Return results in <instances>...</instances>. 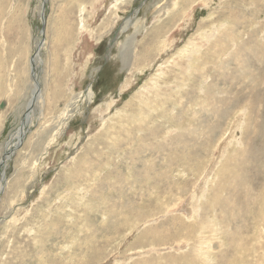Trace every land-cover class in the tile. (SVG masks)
<instances>
[{"label": "rangeland", "instance_id": "374dc122", "mask_svg": "<svg viewBox=\"0 0 264 264\" xmlns=\"http://www.w3.org/2000/svg\"><path fill=\"white\" fill-rule=\"evenodd\" d=\"M39 45L0 264H264V0H0V161Z\"/></svg>", "mask_w": 264, "mask_h": 264}, {"label": "bare ground", "instance_id": "6f19581e", "mask_svg": "<svg viewBox=\"0 0 264 264\" xmlns=\"http://www.w3.org/2000/svg\"><path fill=\"white\" fill-rule=\"evenodd\" d=\"M42 1V3H45V0L43 1V0H41ZM119 4V3H118ZM42 6H43V4H42ZM42 6H41V10L40 11H42ZM114 9H115V7H114ZM104 20V19H103ZM124 26H126V25H124ZM123 28V27H122ZM229 36H231V35H229ZM81 43V42H80ZM43 45V44H42ZM40 47L42 48V46L41 45H39V47H37V50H36V52H34V54L30 57V59H29V69H28V75H29V80L31 81V96H30V99L28 100V102H27V105H26V112H25V114H24V116H23V119H22V121H21V127H20V129H19V131H17L14 135H12V137H11V139L9 140V142L7 143V146H6V148H5V151H4V155H3V157H2V159H1V161H0V182L1 181H3L4 179H3V176H4V172H5V169H6V166H7V164H8V161L9 160H11L12 159V156H13V154L15 153V151H16V149H17V147H19V146H21V143L22 142H24L25 141V136H26V134H27V132H28V128H29V126H31L30 124H31V113H32V108H33V105L36 103V101H37V99H39L40 98V85H39V81H38V76H37V73H36V68H37V64L39 63L38 62V50L40 49ZM197 50V49H196ZM195 51V50H194ZM125 55V54H124ZM128 59V58H127ZM38 62V63H37ZM41 63V62H40ZM79 66V65H78ZM38 72H39V70H38ZM225 76V75H224ZM229 80V79H228ZM210 85V84H209ZM157 86V85H156ZM207 87V86H206ZM30 88V87H29ZM211 88V87H210ZM215 88V87H214ZM213 89V88H212ZM89 90H90V88L81 96V98H82V101H84V103H91V98H92V96H91V94H90V92H89ZM207 90V89H206ZM193 92V91H192ZM194 94V93H193ZM208 95H210V94H208ZM219 95V94H218ZM206 96V95H205ZM40 100V99H39ZM38 100V101H39ZM209 100V99H208ZM205 101V100H204ZM216 100H214V102H215ZM212 104V103H211ZM39 105V104H38ZM34 106H36V105H34ZM197 106V105H196ZM109 107V106H108ZM199 107V106H198ZM197 108V107H196ZM195 112V111H194ZM215 112V111H214ZM196 113H197V111H196ZM196 113H195V115H196ZM191 114H193V113H191ZM206 114V113H205ZM217 116H218V114H216ZM220 116V115H219ZM251 116V115H250ZM212 117H213V115H212ZM193 118H195V116H193ZM198 117L196 116V119H197ZM219 118H221V117H219ZM218 118V119H219ZM179 119V118H178ZM178 119H176V120H178ZM199 119V118H198ZM167 122V121H166ZM178 122V121H177ZM86 124V123H85ZM250 124H251V122H250ZM190 126V125H189ZM192 128H193V126H192ZM30 129V128H29ZM190 129V128H189ZM180 132H182V131H180ZM56 134V133H55ZM198 135V134H197ZM177 136H179V134H177ZM199 136V135H198ZM176 137V136H175ZM57 138H58V136L56 135L54 138H53V142L52 143H56V141H57ZM171 138H173V137H171ZM170 139V138H169ZM174 139V138H173ZM168 140V139H167ZM177 140V139H176ZM176 140H174V141H176ZM232 140V139H231ZM173 141V140H172ZM143 142H144V140H143ZM171 142V141H170ZM182 143V142H181ZM170 144V143H169ZM175 144V143H174ZM161 145V144H160ZM161 147V146H160ZM163 147V146H162ZM51 148V147H50ZM48 149V148H47ZM47 149H46V152H47ZM52 150V149H51ZM161 150H163V149H161ZM160 150V151H161ZM168 150V149H167ZM51 152V151H50ZM49 153H47V155H48ZM46 155V154H45ZM47 158V157H46ZM262 173V172H261ZM3 174V175H2ZM204 180V179H203ZM200 187V186H199ZM3 186H2V183H0V193L3 191ZM194 196V195H193ZM194 197H196V196H194ZM193 197V198H194ZM198 197V196H197ZM192 198V199H193ZM192 199H190V200H192ZM193 200H195V199H193ZM181 202V201H180ZM194 202V201H193ZM113 207V206H112ZM194 211V210H193ZM185 213V212H184ZM214 228H215V226H213ZM214 231V230H213ZM149 232V231H148ZM157 232V231H156ZM152 235V234H151ZM199 236V235H198ZM202 236V235H201ZM200 239V238H199ZM201 241V240H200ZM204 241V240H203ZM205 243H207V242H205ZM209 243V242H208ZM179 248H181V247H179Z\"/></svg>", "mask_w": 264, "mask_h": 264}]
</instances>
